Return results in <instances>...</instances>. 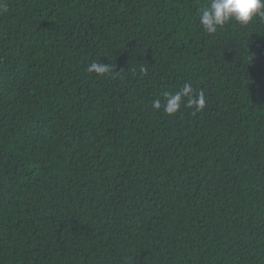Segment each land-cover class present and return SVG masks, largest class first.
I'll return each mask as SVG.
<instances>
[{
  "label": "trees",
  "instance_id": "obj_1",
  "mask_svg": "<svg viewBox=\"0 0 264 264\" xmlns=\"http://www.w3.org/2000/svg\"><path fill=\"white\" fill-rule=\"evenodd\" d=\"M209 3L0 0V264H264V17Z\"/></svg>",
  "mask_w": 264,
  "mask_h": 264
},
{
  "label": "clouds",
  "instance_id": "obj_2",
  "mask_svg": "<svg viewBox=\"0 0 264 264\" xmlns=\"http://www.w3.org/2000/svg\"><path fill=\"white\" fill-rule=\"evenodd\" d=\"M257 17H264V0H210L200 12L199 23L208 34H215L228 22L248 26ZM87 71L102 76L109 72V67L103 62H93ZM165 97L164 108L169 114L177 112L182 104L201 109L205 103L202 95L199 97L193 95L192 86L187 83L175 94L165 93ZM153 107L159 109L160 102L155 101Z\"/></svg>",
  "mask_w": 264,
  "mask_h": 264
}]
</instances>
